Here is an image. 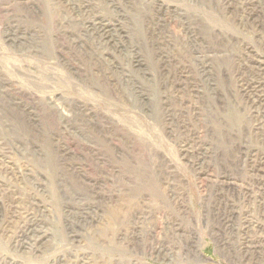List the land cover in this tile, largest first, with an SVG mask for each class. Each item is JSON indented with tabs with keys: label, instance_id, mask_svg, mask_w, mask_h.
<instances>
[{
	"label": "rangeland",
	"instance_id": "rangeland-1",
	"mask_svg": "<svg viewBox=\"0 0 264 264\" xmlns=\"http://www.w3.org/2000/svg\"><path fill=\"white\" fill-rule=\"evenodd\" d=\"M262 27L264 0H0V264H264Z\"/></svg>",
	"mask_w": 264,
	"mask_h": 264
},
{
	"label": "bare ground",
	"instance_id": "bare-ground-1",
	"mask_svg": "<svg viewBox=\"0 0 264 264\" xmlns=\"http://www.w3.org/2000/svg\"><path fill=\"white\" fill-rule=\"evenodd\" d=\"M259 1V0H258ZM120 2V1H119ZM121 4V3H120ZM261 4V3H260ZM86 5V4H85ZM122 6V5H121ZM88 8V7H87ZM123 8V7H122ZM123 12H124V10H123ZM150 13V12H149ZM182 14V13H181ZM106 15V14H105ZM98 16H102V15H99L98 14ZM107 16V15H106ZM96 16H94V18H95ZM231 17V16H230ZM65 18V17H64ZM107 18V17H106ZM103 19H105V18H103ZM197 19V18H196ZM192 20V19H191ZM260 21V20H259ZM86 23V22H85ZM112 23V22H111ZM83 24V23H82ZM109 24V23H108ZM84 25V24H83ZM105 25V24H104ZM116 25V24H115ZM149 28V27H148ZM195 28H196V26H195ZM263 28V27H262ZM264 29V28H263ZM115 31V30H114ZM188 32V31H187ZM200 47V46H199ZM117 48V47H116ZM187 51V50H186ZM106 52V51H105ZM246 52V51H245ZM187 53V52H186ZM185 53V54H186ZM196 53V52H195ZM260 62V61H259ZM181 63V62H180ZM246 64V63H245ZM185 66V65H184ZM180 67V66H179ZM185 69V68H184ZM211 70V69H210ZM263 70V69H262ZM247 73V72H246ZM250 74V73H249ZM196 75V74H195ZM250 76V75H249ZM196 78V77H195ZM197 79V78H196ZM255 80V79H254ZM259 80V79H258ZM197 81V80H196ZM215 82V81H214ZM261 82V81H260ZM259 82V83H260ZM247 88V90H249L250 92V95H252V96H255V92L254 91H252V87L249 85V86H247L246 87ZM264 98V97H263ZM199 102V101H198ZM262 104V103H261ZM251 106H252V104H251ZM255 108V107H254ZM256 111V110H255ZM263 111V110H262ZM252 112V111H251ZM250 112V113H251ZM258 112V111H257ZM259 113V112H258ZM245 148V147H244ZM202 149V148H201ZM192 150H193V148H192ZM240 150V149H239ZM189 151V150H188ZM242 154V153H241ZM249 154V153H248ZM206 157V156H205ZM232 166V165H231ZM230 167V166H229ZM255 167V166H254ZM226 169V168H225ZM261 170V169H260ZM221 171V170H220ZM227 171H229V170H227ZM259 171V170H258ZM232 173H233V171H232ZM234 175V174H233ZM232 176V175H231ZM235 177H237V176H235ZM230 179V178H229ZM254 179V178H253ZM232 182V181H231ZM259 183V182H258ZM264 201V200H263ZM85 205V204H84ZM88 208V207H87ZM40 209V208H39ZM38 215V214H37ZM252 221V220H251ZM21 236V235H20ZM34 238V237H33ZM32 240V239H31ZM35 241V240H34ZM33 244V243H32ZM28 245V244H27ZM35 247H36V245H35ZM38 249V248H37Z\"/></svg>",
	"mask_w": 264,
	"mask_h": 264
}]
</instances>
